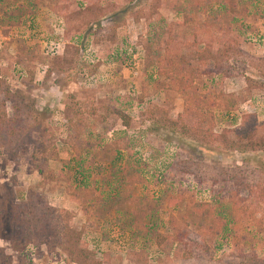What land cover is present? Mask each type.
Listing matches in <instances>:
<instances>
[{"label":"rangeland","instance_id":"obj_1","mask_svg":"<svg viewBox=\"0 0 264 264\" xmlns=\"http://www.w3.org/2000/svg\"><path fill=\"white\" fill-rule=\"evenodd\" d=\"M24 3L0 0V96L9 92L19 110L6 104L17 122L13 137H0V264H264L256 221L264 219V152L227 151L172 128L183 95L147 57L210 42L217 58L194 84L215 102V132L246 125L248 114L264 130V0H237L233 10L206 0L205 12L189 9V0H39L23 16ZM224 8L221 30L205 34L202 24ZM184 16L192 20L184 24ZM77 112L87 123L79 138L70 123ZM118 139L125 147L113 175L100 151ZM73 146L88 155L83 191ZM124 168L140 179L125 189L146 210L139 236L127 226L133 206L117 212L113 199L104 201ZM251 191L252 214L232 211L228 197ZM168 194L185 202L171 208ZM14 206L30 222L18 239ZM201 207L221 214L226 230L198 238L192 208ZM170 216L190 239L159 247L156 234L168 233ZM234 235L244 236L239 246Z\"/></svg>","mask_w":264,"mask_h":264},{"label":"trees","instance_id":"obj_2","mask_svg":"<svg viewBox=\"0 0 264 264\" xmlns=\"http://www.w3.org/2000/svg\"><path fill=\"white\" fill-rule=\"evenodd\" d=\"M234 1L237 0H226V9L229 8L233 10L235 8ZM189 3V9H192V7H201L203 12H205L206 0H189ZM38 5L39 0H25L24 5L21 6V9L23 10L22 15H32L33 8ZM186 9L189 10L188 7ZM226 9H222L221 12L215 10L216 15L213 17V21H205V23L202 24V29L205 34H209L211 28L219 31L221 30V27L217 26V21L221 16H223V12L225 13ZM189 20L192 19H190L189 16H184V24H188ZM199 45L200 43L196 40L194 43L183 45V48H179L176 44L173 49H168L167 47L164 54H162V51L160 50H157L156 52H149L147 54L148 66L153 68L159 77L168 79L170 88L183 95L184 98L182 112L179 114L177 120L170 122V126L181 133H187L190 131L196 132L204 141H207L209 145H218L227 151H236L240 153L264 152V130L262 127L259 128L257 126V121L252 114H248L243 117L246 125H242L240 128L223 129L220 132H215V117L212 112L209 111L210 108L215 106V102H210L207 98L200 97L198 88L194 84V81L199 79L203 72H209V70H206L208 61L216 60L217 57L216 52H213V47L210 42L205 43L203 48H199ZM182 49L187 50L189 54L193 53L195 55V60L194 58L181 55L180 53ZM15 99L16 98H14V100ZM12 102L13 98L10 96V93L3 92V95L0 96L1 138L6 135L8 137H13L14 135L13 125H15L17 121L6 115V104ZM10 107H12L14 114H17L19 110L16 104L12 103ZM95 114L96 113L94 111L93 116H95ZM74 116L75 118L70 120V123L77 131L76 138H79L83 134V127L87 125L85 122L86 118H84L79 112H77ZM119 117L125 118L122 114H119ZM122 141L123 140L120 139L112 140L109 145L101 147V159L103 162L109 163V170L113 175L118 172L117 170H114V167L116 166V161L121 153V149L125 147L121 145ZM72 152L74 154L76 167H78L76 168L77 175L82 178L78 181L76 187L83 191L87 186L88 171L82 168V163L88 158V155L87 153L83 154V152L75 146L72 147ZM33 155H35V153ZM55 155L56 154H54V157ZM39 172L41 176L44 175L43 172ZM120 175L121 176L119 178H116L117 183L115 181L108 184L111 187L114 197L104 198V201L112 202L113 199L114 202L112 203L114 204L117 212L122 208H126L128 210V208L133 206V210L130 212L129 218H127V226L132 235L139 236L141 227L144 228L147 224L146 222L144 223L146 210L140 205L139 199L133 198L132 200H128V195L125 189L132 188L131 185L134 186L139 183L140 179L136 177V174L129 173L127 168H124ZM251 195H255V193L251 191L246 198L240 197L238 192L232 193L228 197L231 210L235 212L242 211L244 214H252V212L249 211L250 209H248V207H250L248 206V202L254 203ZM165 201L169 207L177 208L185 202V195L168 194L165 197ZM185 206L190 207L189 204ZM12 212V220L17 219L20 221L19 223L22 226V229H19L18 227L17 234L12 238L18 239L24 234L23 225L29 224L30 222L28 220H23V211H20L17 206H14ZM192 212L197 218L196 225L200 231L197 235L198 238H200V235L204 238H213L218 236L223 230H226V220L221 214H214L211 210L205 209V207L192 208ZM263 220V218L262 220H256L259 225H263L258 228V233L260 234L264 233ZM156 235V243L159 247L164 241H168L170 245L179 247L181 244H185L186 239H190L188 233L179 227V217L175 216H170L169 218L168 233L165 235L157 233ZM234 239H236L235 245L239 246L240 242L244 240V236L234 235ZM184 253H186V250H184L183 254L178 257L185 259L189 254H186L187 256H183Z\"/></svg>","mask_w":264,"mask_h":264}]
</instances>
